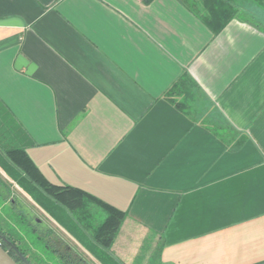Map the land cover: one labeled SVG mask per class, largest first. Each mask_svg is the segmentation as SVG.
<instances>
[{
	"label": "crops",
	"instance_id": "1",
	"mask_svg": "<svg viewBox=\"0 0 264 264\" xmlns=\"http://www.w3.org/2000/svg\"><path fill=\"white\" fill-rule=\"evenodd\" d=\"M231 1L258 24L214 32L200 0H0V144L125 213L107 252L41 198L88 264H264V1Z\"/></svg>",
	"mask_w": 264,
	"mask_h": 264
},
{
	"label": "trees",
	"instance_id": "2",
	"mask_svg": "<svg viewBox=\"0 0 264 264\" xmlns=\"http://www.w3.org/2000/svg\"><path fill=\"white\" fill-rule=\"evenodd\" d=\"M200 4L208 14L205 22L214 32H218L228 20L235 16L253 24H258L254 17L250 16L247 11L239 8L231 0H200ZM0 146H3L0 147V151L4 154L2 156L3 159L12 164L11 169H5L8 176L23 187L26 192L33 193L40 206L43 204L41 198L47 197L55 205L66 209L75 221L80 222L84 229L89 230L93 241L102 249L109 252L125 218L123 211L93 197L78 187L67 184H54L47 181L20 146L6 144H0ZM9 204L12 208L16 206L13 203ZM95 208L100 209L104 213L103 219L98 220L95 217ZM20 210L21 208L19 212ZM45 228L58 238V244L61 243L63 247H66L59 250L60 248H56L55 245H50L52 251L59 255L63 264H88L81 256L67 249V246H64L63 240L59 238L52 228L48 226H45ZM33 230H36L35 226ZM38 237L43 238V234L40 233ZM15 240L12 234H9L0 227V246L17 262L19 261V257L16 249L29 261L28 256L19 248ZM47 245L49 244L47 243Z\"/></svg>",
	"mask_w": 264,
	"mask_h": 264
},
{
	"label": "rangeland",
	"instance_id": "3",
	"mask_svg": "<svg viewBox=\"0 0 264 264\" xmlns=\"http://www.w3.org/2000/svg\"><path fill=\"white\" fill-rule=\"evenodd\" d=\"M11 179L6 172H0V227L14 236L16 244L25 252L31 264H63L50 245H55L56 248H60L59 250L66 247H63L61 243L58 244V238L45 228L47 223L52 221L39 208L40 205L33 193L26 192ZM9 203L16 205L15 208H12ZM94 213L98 220L103 219L104 214L100 209L95 208ZM34 226L36 230H33ZM54 229L62 240L60 229L58 227ZM40 233L43 234V238L38 237Z\"/></svg>",
	"mask_w": 264,
	"mask_h": 264
},
{
	"label": "water",
	"instance_id": "4",
	"mask_svg": "<svg viewBox=\"0 0 264 264\" xmlns=\"http://www.w3.org/2000/svg\"><path fill=\"white\" fill-rule=\"evenodd\" d=\"M16 252L18 253V256L21 260V263L17 262L15 259H13L7 251H5L0 246V264H31L27 258L16 249Z\"/></svg>",
	"mask_w": 264,
	"mask_h": 264
},
{
	"label": "flooded vegetation",
	"instance_id": "5",
	"mask_svg": "<svg viewBox=\"0 0 264 264\" xmlns=\"http://www.w3.org/2000/svg\"><path fill=\"white\" fill-rule=\"evenodd\" d=\"M17 254H18V253H17ZM18 257H19V256H18ZM19 261L21 262L20 258H19ZM19 261H18V262H19Z\"/></svg>",
	"mask_w": 264,
	"mask_h": 264
}]
</instances>
